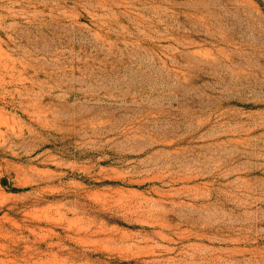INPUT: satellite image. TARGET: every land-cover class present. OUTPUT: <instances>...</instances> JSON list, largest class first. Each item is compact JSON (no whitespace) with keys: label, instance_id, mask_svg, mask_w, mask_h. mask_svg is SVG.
Instances as JSON below:
<instances>
[{"label":"rangeland","instance_id":"rangeland-1","mask_svg":"<svg viewBox=\"0 0 264 264\" xmlns=\"http://www.w3.org/2000/svg\"><path fill=\"white\" fill-rule=\"evenodd\" d=\"M0 264H264V0H0Z\"/></svg>","mask_w":264,"mask_h":264},{"label":"water","instance_id":"water-1","mask_svg":"<svg viewBox=\"0 0 264 264\" xmlns=\"http://www.w3.org/2000/svg\"><path fill=\"white\" fill-rule=\"evenodd\" d=\"M2 185H3L4 187H7V186H8V181H7V180H3V181H2Z\"/></svg>","mask_w":264,"mask_h":264},{"label":"trees","instance_id":"trees-1","mask_svg":"<svg viewBox=\"0 0 264 264\" xmlns=\"http://www.w3.org/2000/svg\"><path fill=\"white\" fill-rule=\"evenodd\" d=\"M18 192H21L20 190H14V193H18Z\"/></svg>","mask_w":264,"mask_h":264}]
</instances>
